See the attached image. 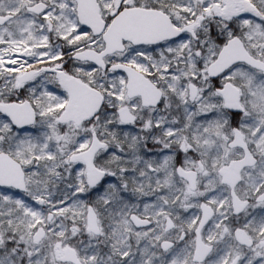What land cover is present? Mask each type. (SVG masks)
<instances>
[{
  "label": "snow or ice",
  "instance_id": "obj_1",
  "mask_svg": "<svg viewBox=\"0 0 264 264\" xmlns=\"http://www.w3.org/2000/svg\"><path fill=\"white\" fill-rule=\"evenodd\" d=\"M0 264H264V0H0Z\"/></svg>",
  "mask_w": 264,
  "mask_h": 264
}]
</instances>
